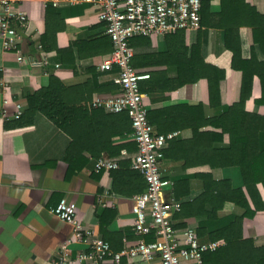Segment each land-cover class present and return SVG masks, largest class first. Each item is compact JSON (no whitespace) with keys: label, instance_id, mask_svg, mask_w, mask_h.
I'll return each instance as SVG.
<instances>
[{"label":"crops","instance_id":"0c3cea01","mask_svg":"<svg viewBox=\"0 0 264 264\" xmlns=\"http://www.w3.org/2000/svg\"><path fill=\"white\" fill-rule=\"evenodd\" d=\"M246 1L264 14V0ZM19 3L30 17L27 35L20 45L28 61H18L15 51L0 49L1 73L8 80L13 101L46 86L52 73L71 87V101L85 104L89 109H93L89 106L93 98L120 93L119 85L114 82L117 69L104 71L99 68L113 51V44L105 23L98 18L96 3H61L58 6L46 0ZM220 6V0L211 1L213 11H219ZM252 31L249 25L239 27L237 39L241 57L250 59L255 55L263 60L260 47L254 44ZM42 37H51L47 43L49 49L42 45L49 60L46 65L41 62L42 55L37 49ZM136 38L131 44L133 64L139 72L150 74L141 83L150 81L144 85V92L150 96L148 113L153 116V127L157 131L162 129L161 133H177L164 148L162 169L165 178L171 181L164 188V198L178 200L181 205L192 201L203 193L210 178H229L234 185H240V167H223L217 151L229 141V136L225 134L221 138V128L206 122L216 117L220 105L215 100L210 102L208 81L202 76L205 64L225 72L219 83L220 104H233L241 96L242 72L233 67L234 53L226 47L223 31L201 26L175 36ZM191 54L192 61L198 64L193 73H189L196 69H192ZM32 56L34 59L30 60ZM3 94L0 88V264H46L55 255L59 243L69 238L73 230L71 224L51 211L64 197L77 203V218L85 226L94 228L114 250L136 241L132 196L138 193L135 189L141 179L128 172L114 176L113 170H94L97 158L103 154L120 155V162L129 161L133 169L132 155L136 151L133 147L115 152L120 145L133 143L132 131H124L122 135V118L99 108L103 111L87 119L86 135L75 150L80 155L77 164L81 168L70 173L65 159L71 141L69 134L41 112H37L28 125L6 127L7 122H14L1 115ZM261 95V81L255 76L245 103L247 111L264 115V104L258 102ZM14 106V103L9 106L11 113ZM173 124L175 127L167 130ZM123 150L128 154H122ZM259 189L264 201V188L259 186ZM106 192L115 198L114 206L99 205L100 195ZM207 208L211 206L208 204ZM242 212L233 202L226 201L215 215H182L181 208L170 220L178 230L194 226L204 238ZM242 233L245 238H253L256 245H264V210L244 217ZM72 247L73 254L87 248L83 243H75ZM123 263L160 264V259L147 262L141 258H124Z\"/></svg>","mask_w":264,"mask_h":264},{"label":"built area","instance_id":"2783aa9c","mask_svg":"<svg viewBox=\"0 0 264 264\" xmlns=\"http://www.w3.org/2000/svg\"><path fill=\"white\" fill-rule=\"evenodd\" d=\"M22 0H0V49L15 51L18 61H28L20 49L28 29L30 17L20 7ZM53 5L92 2L98 5V18L106 25V32L113 43V51L99 65L101 70L117 69L114 82L120 93L112 97L97 96L89 103L92 108H102L109 112H127L132 121V137L137 150L132 155L131 167L141 172L146 180L143 192L132 196L134 231L136 241L120 250H114L109 241L101 237L94 228L85 226L76 216L77 203L62 198L51 211L62 221L72 225V234L59 243L55 255L46 264H124V258H141L152 262L160 259V264H203V253L216 250L224 241H201L197 229L188 225L178 230L170 217L182 208L178 200L167 201L164 188L171 181L165 178L162 162L164 148L177 134L161 133L154 129L148 118L150 96L141 90V81L150 77L139 72L134 64V50L131 39L168 35L178 30H194L201 26V10L205 0H46ZM216 1V0H210ZM41 62L49 60L42 43L37 44ZM36 56V55H35ZM34 57H30L33 60ZM0 67V72H2ZM0 88L4 93L1 115L4 119L21 116L27 106V99L15 101L10 97L11 88L4 74L0 73ZM14 103V111L9 106ZM122 154H128L126 150ZM120 155L103 154L95 162L96 172H110L120 168ZM99 205L111 207L116 204L109 192L100 195ZM153 240H147L148 235ZM83 243L86 249L73 254L72 245Z\"/></svg>","mask_w":264,"mask_h":264},{"label":"trees","instance_id":"16d2710c","mask_svg":"<svg viewBox=\"0 0 264 264\" xmlns=\"http://www.w3.org/2000/svg\"><path fill=\"white\" fill-rule=\"evenodd\" d=\"M220 2V10L213 11L211 1H204L201 10V26L213 27L223 31L225 45L234 53L233 67L242 72L241 96L240 100L233 104H220L219 83L225 76V72L205 64L206 69L202 76L208 81L210 102L212 103L215 100L220 105V112L216 117H211L206 122L216 128H221V138L225 134L229 136V141L217 151L221 155V165L223 167H240L242 183L234 185L229 178L219 180L210 178L204 185V191L200 196L192 201L182 203V215L206 214L212 216L216 214L219 208L224 206L226 201L233 202L243 210L241 214L235 215L225 226L210 232L209 236H204V238L201 237L203 233L197 231L201 241H224V244L216 250L203 253V264H264V245H256L253 238H245L242 233L244 217H252L258 210H264V201L259 189V186L264 188V115L249 112L245 108L255 76L260 78L262 85V95L258 102L264 104V58L259 60L255 55H252L250 59L242 58L237 39L241 25L251 26L254 44L260 47L264 56V14L260 13L254 5L246 0H220ZM183 31L178 30L175 32L176 34L171 33V35L175 36ZM50 38L42 37L41 42L45 49H49L47 43H49ZM135 39L137 38L135 37ZM135 39H131V44ZM190 60L192 69L196 68L189 72L193 73L197 70L198 64L192 61V54ZM197 78L198 76L192 78L191 81ZM149 82L140 84L142 91H146L144 85ZM70 88L52 73L46 86L26 93L27 106L24 108L23 113L20 117L11 119L14 122L13 124L7 122L5 126H25L33 122L34 115L37 112L45 114L58 128L71 137L65 155L71 173L81 168V165L77 164L80 155L75 153V150L76 147L81 145V139L86 135L87 130L84 128L87 119H91L97 111L103 110L99 108L89 109L85 104L71 101L69 99ZM116 115L118 118H122V135L124 131L126 133L133 131L132 121L127 112H119ZM148 118L153 125L152 114L148 113ZM174 127L173 124L167 130ZM158 132H162V129H159ZM124 147H133L132 150H137V143L133 139L131 146L130 144H122L115 152L118 153ZM84 160L87 161L85 158ZM120 163V168L113 170L111 173L114 176L126 175L127 172L135 174L141 179L137 183L135 191L138 193L143 192L147 185L143 174L130 169L129 161H121ZM118 190L122 191L121 189ZM176 195L177 197L180 196L179 193H176ZM208 204L211 209L207 208ZM154 238V235L151 234L146 239L153 240Z\"/></svg>","mask_w":264,"mask_h":264}]
</instances>
